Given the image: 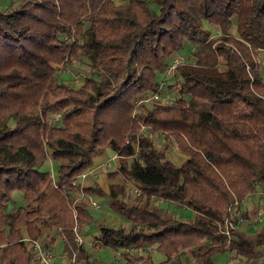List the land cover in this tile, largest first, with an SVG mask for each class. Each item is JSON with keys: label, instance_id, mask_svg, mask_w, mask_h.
<instances>
[{"label": "trees", "instance_id": "trees-1", "mask_svg": "<svg viewBox=\"0 0 264 264\" xmlns=\"http://www.w3.org/2000/svg\"><path fill=\"white\" fill-rule=\"evenodd\" d=\"M184 49L193 62L166 80ZM263 49L264 0H16L0 11V264H36L33 242L54 229L71 264L84 259L74 228L93 218L73 197L103 193L75 182L106 149L119 157L108 177L123 178L109 185L108 207L133 225L99 227L97 246L132 263V247L153 243L167 256L192 249L195 264L226 249L257 264L264 227L231 239L219 227L264 187ZM82 61L91 72L79 85L59 80L62 65ZM162 81L174 101L142 102ZM47 159L54 177L39 169Z\"/></svg>", "mask_w": 264, "mask_h": 264}, {"label": "crops", "instance_id": "crops-1", "mask_svg": "<svg viewBox=\"0 0 264 264\" xmlns=\"http://www.w3.org/2000/svg\"><path fill=\"white\" fill-rule=\"evenodd\" d=\"M157 137V141L163 142L162 139ZM178 151V150H177ZM185 159V158H184ZM119 157L115 152L110 149L104 150L100 155L93 159L91 167L86 171L87 175L84 179L78 180V183L83 186L98 187L102 193V197L92 196L99 204L100 208L95 210L89 207L92 214V222L84 225L83 228L77 230V235L81 239V244L84 250L85 257L83 260L76 264H162L171 262L172 264H195L192 257V249H186L181 251L178 255L167 256L164 250L158 249L156 244L142 243L135 247H132L128 254L131 259H138L137 263H132L120 257L122 250L115 251L109 247L97 246L95 241L99 234V227L103 226L112 229H124L129 230L133 225L130 221L120 216L112 209L108 207L107 195L109 192L110 184H122L123 178L120 175H116L114 178H109L108 175L113 173L119 167ZM183 162V161H182ZM126 169L131 170L133 166L132 158H126L124 160ZM41 166L46 168L45 172H49L54 177L56 171V164L47 159ZM256 188H258L256 186ZM264 187H262L263 189ZM261 189V188H259ZM105 201L101 203L100 199ZM160 207L169 215H173L179 220L186 214L187 208L176 206L175 204L161 202ZM242 214L253 218L257 213L262 214V222L257 227L255 225H248L247 223L240 224L234 234L252 235L257 232L261 227H264V200L256 195L252 194L244 200L241 206ZM179 211V212H178ZM179 213V216L176 215ZM184 214V215H183ZM195 213L190 210V217L188 220L194 218ZM254 215V216H253ZM257 229V230H256ZM54 237L52 245H48L45 248L50 250L54 254V264H71V260L62 252L63 236L60 235L57 230H46L42 237L41 243L48 244L50 238ZM221 253H229L230 259L233 261L228 264H247L244 258L238 256L234 250L226 249ZM260 258L257 264H264V246L260 250Z\"/></svg>", "mask_w": 264, "mask_h": 264}, {"label": "rangeland", "instance_id": "rangeland-1", "mask_svg": "<svg viewBox=\"0 0 264 264\" xmlns=\"http://www.w3.org/2000/svg\"><path fill=\"white\" fill-rule=\"evenodd\" d=\"M15 3H16V0H0V11L7 10V9L13 7L15 5ZM209 29H210L212 35L215 36L217 34V32L214 28L209 27ZM231 32L233 34H235L234 30H232ZM261 54L262 53H260V54L258 53L257 61L259 63L262 78L264 80V57H260V56H262ZM178 57L182 58V60L185 64L193 62V58L190 54V51L187 49H184V50L180 51L178 54H176L173 57V60H175ZM90 72H91V70L89 69L87 62H85V61L74 62L72 64L62 65L60 67V71H59V80L64 81L65 83L70 84L74 87V86L79 85V80H81L84 76L89 75ZM165 79L169 80V74H167L165 76ZM175 97H176V94H174L173 92L167 91L166 88H163L162 93H161V98H163L164 101L163 102L159 101V102L152 103V104L153 105H166V103L170 104L174 101ZM171 145L172 146H169L167 157L174 164L180 165L182 163V161L184 160L185 155L178 152L176 149V146L174 144H171ZM39 169L42 172L46 171V168L44 166H41ZM257 187H259V185ZM263 189L262 188L261 189L256 188L255 191L263 190ZM100 201L102 204L105 203V201L102 200V198L100 199ZM176 215L179 216V213ZM189 217H190V210L187 209L186 214L184 216H182L181 218L188 220ZM258 224L259 223L257 222V223L248 224V225H255L257 227ZM230 256L231 255L229 253L214 252L210 257V262H211V264H228L229 262L231 263L233 261L232 259H230Z\"/></svg>", "mask_w": 264, "mask_h": 264}, {"label": "built area", "instance_id": "built-area-1", "mask_svg": "<svg viewBox=\"0 0 264 264\" xmlns=\"http://www.w3.org/2000/svg\"><path fill=\"white\" fill-rule=\"evenodd\" d=\"M70 41V40H68ZM262 53L260 57H264V49L259 51V54ZM185 64L182 60V58L178 57L176 58L167 68L166 70V75L167 74H171L175 67L178 65H182ZM165 86V81L160 82L159 87H158V91L153 93L152 95H150L149 97L145 98L142 100V102L145 103H156L159 101H164L163 98H161V93H162V89ZM169 104V103H166ZM87 173L84 172L82 173L78 180H82L86 177ZM76 180L75 183H78ZM253 194H256L258 196H260L263 200H264V189L263 190H257L255 191ZM252 195V194H251ZM250 196V195H249ZM248 196V197H249ZM74 202H79L82 199H86L87 202L89 203V207L92 209H99L100 206L98 204V202L91 196H87L84 193H79L78 195H74L73 197ZM243 202H237L235 201L233 203V205H231L228 208V216L224 219L223 223L220 225L219 229L221 231V233L226 236L228 239H231L233 236L234 231L236 230V228L243 223H248V224H253V223H260L262 222V214L259 212L256 214L255 217L253 218H245L242 214V206ZM74 232L76 233V242L78 244H81V239L80 237L77 235V229L74 228ZM32 253H33V257L35 259L36 264H54V254L48 250L47 248H45L42 243L40 241H35L32 244ZM162 264H172L171 262H166V263H162Z\"/></svg>", "mask_w": 264, "mask_h": 264}]
</instances>
